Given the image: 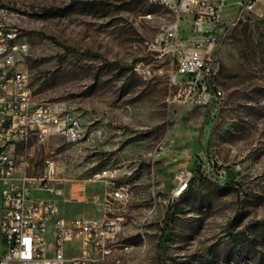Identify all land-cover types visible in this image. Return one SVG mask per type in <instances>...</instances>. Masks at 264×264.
Masks as SVG:
<instances>
[{"label":"rangeland","instance_id":"1","mask_svg":"<svg viewBox=\"0 0 264 264\" xmlns=\"http://www.w3.org/2000/svg\"><path fill=\"white\" fill-rule=\"evenodd\" d=\"M1 2L19 13L30 47L20 68L33 99L64 103L86 134L35 145L24 171L40 177L47 160L61 163L62 186L73 189L66 209L116 222L111 264H264V224L255 223L264 222V15L245 13L232 24L238 3L228 0V27L215 50L224 99L201 107L170 103L176 60L144 50L164 20L175 19L162 6ZM182 21V35H191L192 15ZM136 64L146 72L136 73ZM124 184L129 200L107 206L105 198Z\"/></svg>","mask_w":264,"mask_h":264},{"label":"built area","instance_id":"2","mask_svg":"<svg viewBox=\"0 0 264 264\" xmlns=\"http://www.w3.org/2000/svg\"><path fill=\"white\" fill-rule=\"evenodd\" d=\"M149 1L175 16L173 21L164 20L157 35L143 45L148 54L176 60L169 78L172 95L168 101L218 105L224 92L217 84L215 50L228 27L224 16L228 0ZM237 3L232 24L245 20V13L264 15V0ZM185 14L192 15L191 35L187 36L182 35ZM19 23V13L0 0V264H111L113 246L109 242L117 234L116 222L63 215L61 163L47 160L40 177L24 171L35 145H44L56 136L79 142L86 134H79L81 121L64 103L33 99L30 76L20 68L30 55V47ZM134 71L144 74L146 69L136 64ZM40 191L54 197L39 198L36 194ZM121 195H131L129 187L115 188L105 204H115V197ZM75 250L78 255L68 256Z\"/></svg>","mask_w":264,"mask_h":264},{"label":"crops","instance_id":"3","mask_svg":"<svg viewBox=\"0 0 264 264\" xmlns=\"http://www.w3.org/2000/svg\"><path fill=\"white\" fill-rule=\"evenodd\" d=\"M229 8L230 7H232L230 4H228L227 5ZM227 7V8H228ZM224 16L226 17V13L224 14ZM68 179H65V181H67ZM63 196L61 197V205H62V208H63V215L66 217V218H84V217H82V216H79V215H81V213H78V212H76L75 210H73V209H66L67 207H66V205H65V203L67 204H69V203H71L72 202V193H73V189L71 188V186L70 185H68V184H64L63 186ZM36 196H37V194H36ZM67 204V205H68ZM70 205V204H69ZM127 248H129V247H127ZM128 251H130V250H128ZM128 251H126V252H128Z\"/></svg>","mask_w":264,"mask_h":264},{"label":"trees","instance_id":"4","mask_svg":"<svg viewBox=\"0 0 264 264\" xmlns=\"http://www.w3.org/2000/svg\"><path fill=\"white\" fill-rule=\"evenodd\" d=\"M48 11L51 12V13H53V12H57L58 10H57V9H50V10H48ZM66 51H67V52H70V51H73V50H72L71 48H66ZM200 177H201V176H197V177H194L193 179H191L190 182L187 183V185H186V189H187L190 185L194 184V183L197 181V179H199ZM203 177H207V176H203ZM224 187L238 190V188L235 186L234 183H228V184H226ZM184 193H185V189L183 190V192L181 193V195L179 196V198L176 200L177 202H179V200H181V198H182V196L184 195ZM255 223H258V224H264L263 221H258V222H255ZM255 223H254V224H255ZM250 225H253V223L250 224Z\"/></svg>","mask_w":264,"mask_h":264},{"label":"bare ground","instance_id":"5","mask_svg":"<svg viewBox=\"0 0 264 264\" xmlns=\"http://www.w3.org/2000/svg\"><path fill=\"white\" fill-rule=\"evenodd\" d=\"M78 130H79V134H85L80 122L78 123ZM117 188H118V190H125L128 188V186H126L124 184V185L119 186ZM182 192H183V190L180 191L179 193L181 194ZM130 196L131 195H121V197H115V203L127 201V200H129ZM115 236H116V234H113V239Z\"/></svg>","mask_w":264,"mask_h":264}]
</instances>
